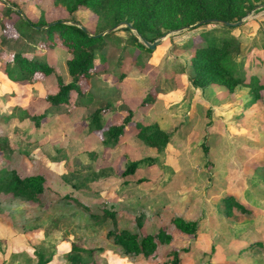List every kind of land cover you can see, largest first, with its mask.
<instances>
[{
    "label": "rangeland",
    "instance_id": "rangeland-1",
    "mask_svg": "<svg viewBox=\"0 0 264 264\" xmlns=\"http://www.w3.org/2000/svg\"><path fill=\"white\" fill-rule=\"evenodd\" d=\"M9 2L30 20L65 17L50 0ZM5 16L0 5V168L40 175L45 191L39 202L0 196V264H70L72 245L90 252L77 254L88 264H169L172 252H181L179 264H264V89L256 100L243 86L196 89L186 66L200 34L216 30L242 42L237 61L245 83L253 78L264 87V8L229 32L207 25L166 33L150 53L129 44L131 32L119 28L113 33L122 43H108L81 95L71 93L59 106L47 97L58 79L69 82L68 55L57 45L46 52L25 42L24 54L53 73L11 80L7 62L22 40ZM77 20L105 31L90 14ZM96 110L103 127L130 118L118 143L104 146V134L79 133ZM33 114L44 116L38 127ZM134 121L157 124L168 136L165 147L139 142ZM145 159L149 164L121 176ZM176 217L196 222V235L177 231ZM122 230L140 236L163 230L171 241L159 243L154 257L126 255L112 237Z\"/></svg>",
    "mask_w": 264,
    "mask_h": 264
},
{
    "label": "trees",
    "instance_id": "trees-1",
    "mask_svg": "<svg viewBox=\"0 0 264 264\" xmlns=\"http://www.w3.org/2000/svg\"><path fill=\"white\" fill-rule=\"evenodd\" d=\"M54 10L61 11L65 17L51 23L44 21L42 17L35 20L28 19L9 0H0L5 17L13 21L14 29L21 38V49L18 47L11 54L7 62L6 74L15 82L30 80L36 74L49 76L53 68L33 55L24 54L27 49L25 42L31 46H39L40 49L50 51L54 46L63 49L68 55L65 62L69 82L63 83L57 80V92L47 97L51 106L67 104L71 93L81 95L83 84L91 78L93 68L99 59L103 58L108 43H122L114 33L102 37H90L80 27L77 20L79 15L90 14L97 18L100 25L107 30L120 22L129 23L134 32L128 28L122 30L131 32L129 44L139 50L150 53L138 42L137 35L148 43H152L166 33H173L179 29L192 26L196 23L201 26H217L224 28L223 32H229L233 28H227L216 24H206L208 20H220L236 23L257 6L264 5V0H50ZM0 26L1 23H0ZM199 26V27H201ZM197 27V28H199ZM88 33L95 36L101 32L86 28ZM216 31V30H214ZM213 31V32H214ZM104 32V30H103ZM213 32L201 33L197 40L200 45L195 47L188 57L187 69L190 73L189 83L193 88L202 89L210 85H219L228 92H233L237 87H247L254 91V100L263 90L256 79L245 83L241 65L237 58L241 54L242 42L232 37L213 35ZM218 32V31H216ZM264 40V30L261 32ZM192 42H188L187 45ZM186 46V45H185ZM43 115L33 114L30 119L36 127ZM131 123L130 118L124 119L119 125L103 127L101 125L100 111L96 110L80 125L79 133L91 135L104 134L107 139L103 145L118 143L125 136L126 127ZM136 139L149 148L161 151L168 141V136L160 130L157 124L143 125L134 121ZM149 160H140L129 163L121 172L122 177L133 175L141 165L149 164ZM44 179L40 175L21 176L14 170L0 168V196H11L28 201L39 202L44 194ZM65 198H70L65 196ZM83 208H85L83 206ZM86 212L91 210L85 208ZM102 214L110 219L114 218V212L106 208H100ZM172 226L182 234L195 236L197 224L193 221H184L176 217L171 221ZM113 242L123 254L154 257L158 250V244L168 245L170 235L159 230L154 235L140 236L126 230L115 232ZM85 251L77 245L71 246V255L68 258L70 264H88L79 259L80 253ZM184 252V251H182ZM181 252H172L169 264H179ZM41 264V261H39Z\"/></svg>",
    "mask_w": 264,
    "mask_h": 264
},
{
    "label": "water",
    "instance_id": "water-1",
    "mask_svg": "<svg viewBox=\"0 0 264 264\" xmlns=\"http://www.w3.org/2000/svg\"><path fill=\"white\" fill-rule=\"evenodd\" d=\"M260 8H264V5L262 6H257L256 8H254L251 12H254L255 10L257 9H260ZM206 24H216V25H220V26H223V27H227V28H235V27H238L239 25H241L243 23L242 19L239 20L238 22L236 23H229V22H224V21H220V20H208L205 22ZM203 24V22L201 23H196L192 26H189V27H185V28H182V29H179L178 31L176 32H180V31H186V30H190L192 28H195V27H199ZM119 28H128L131 32H134L132 26L127 23V22H120L116 25H114L113 27L105 30L104 32H101L95 36H92L88 33V31L86 30V28L84 27H80V29L88 36L90 37H102L104 35H107V34H111L113 33L114 31H116L117 29ZM176 32H173V33H176ZM137 38L139 40V43L142 44L145 48L149 49V50H153L154 47L159 44V42L161 41V38L155 40L154 42L152 43H148L147 41H145L143 38H141L139 35H137Z\"/></svg>",
    "mask_w": 264,
    "mask_h": 264
}]
</instances>
